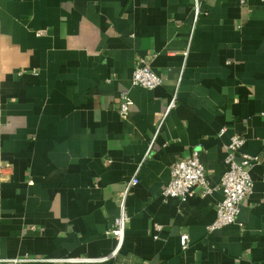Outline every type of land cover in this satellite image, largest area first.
I'll list each match as a JSON object with an SVG mask.
<instances>
[{"label": "crops", "instance_id": "obj_1", "mask_svg": "<svg viewBox=\"0 0 264 264\" xmlns=\"http://www.w3.org/2000/svg\"><path fill=\"white\" fill-rule=\"evenodd\" d=\"M141 59L161 83L131 84ZM234 132L252 189L209 228ZM193 150L213 188L164 195ZM137 167L118 252L52 259L110 253ZM0 264H264V0H0Z\"/></svg>", "mask_w": 264, "mask_h": 264}, {"label": "built area", "instance_id": "obj_2", "mask_svg": "<svg viewBox=\"0 0 264 264\" xmlns=\"http://www.w3.org/2000/svg\"><path fill=\"white\" fill-rule=\"evenodd\" d=\"M240 1L245 2V0ZM193 3L194 11L197 15L200 11V0H193ZM161 81L162 75L155 71L146 60L141 59L134 64L130 76L131 84L153 87L161 83ZM175 96V94L172 95L167 108L174 104ZM132 101L133 100L128 92V88L125 87L121 89L118 95L117 109L122 116L127 115ZM224 129L225 126H222L219 132H222ZM243 142V135L234 132L225 143V161L227 162V166L220 175L217 183V187L222 191V197L216 202V215L208 224L209 228L218 227L236 220L242 198L252 189L253 179L250 175V167L253 163L258 161V154L242 150L241 146ZM237 154L240 155L239 159L236 158ZM138 167L127 179L125 186L118 191V211L111 225L106 229V232L111 234L115 239V244L110 253L97 256H55L51 257L52 259L70 261L104 259L110 255H115L118 252L123 243L127 222L129 220V213L126 208V194L129 187L136 183L139 179L137 176ZM212 188L213 186L210 185L207 179L206 169L199 157V153L197 150H193L190 154L175 159L170 168V178L164 185L162 193L164 195H175L181 199H185L188 195L193 194L197 190L200 194H205ZM187 240V233L181 232V245L185 246L187 244ZM37 258L45 257L35 255H23L21 257H16L18 260Z\"/></svg>", "mask_w": 264, "mask_h": 264}]
</instances>
